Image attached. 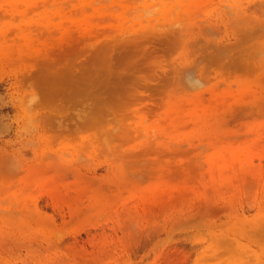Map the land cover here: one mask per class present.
Masks as SVG:
<instances>
[{
	"label": "rangeland",
	"instance_id": "374dc122",
	"mask_svg": "<svg viewBox=\"0 0 264 264\" xmlns=\"http://www.w3.org/2000/svg\"><path fill=\"white\" fill-rule=\"evenodd\" d=\"M0 264H264V0H0Z\"/></svg>",
	"mask_w": 264,
	"mask_h": 264
},
{
	"label": "bare ground",
	"instance_id": "6f19581e",
	"mask_svg": "<svg viewBox=\"0 0 264 264\" xmlns=\"http://www.w3.org/2000/svg\"><path fill=\"white\" fill-rule=\"evenodd\" d=\"M210 34H211V33H210ZM225 49H226V48H225ZM218 51H219V54H221V53L223 54V53H224V51L221 52L220 49H219ZM218 51H217V52H218ZM225 51H226V50H225ZM219 54H218V55H219ZM223 56H224V54H223ZM187 75L192 76L191 72H190L189 74H187ZM192 81H194L195 83H199L198 80H195V79L191 78L189 82H192ZM192 83H193V82H192ZM195 83H194V84H195Z\"/></svg>",
	"mask_w": 264,
	"mask_h": 264
}]
</instances>
